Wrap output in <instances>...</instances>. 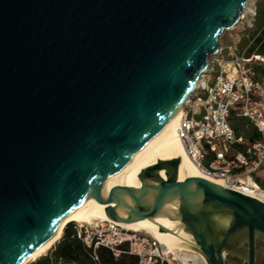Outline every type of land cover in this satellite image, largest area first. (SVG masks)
<instances>
[{
  "label": "water",
  "instance_id": "1",
  "mask_svg": "<svg viewBox=\"0 0 264 264\" xmlns=\"http://www.w3.org/2000/svg\"><path fill=\"white\" fill-rule=\"evenodd\" d=\"M246 3L0 0V264L22 263L106 191L184 106ZM179 162L143 169L138 190L109 189L106 216L177 221L206 264L264 261V202L180 182Z\"/></svg>",
  "mask_w": 264,
  "mask_h": 264
},
{
  "label": "built area",
  "instance_id": "2",
  "mask_svg": "<svg viewBox=\"0 0 264 264\" xmlns=\"http://www.w3.org/2000/svg\"><path fill=\"white\" fill-rule=\"evenodd\" d=\"M256 17V7H247L227 41L220 39L218 52L201 76L202 83L182 108L178 126V136L197 168L240 193L264 191L253 178L264 166V75L261 79L256 76V69L264 68V57L248 56L251 46L238 50L243 33L254 27ZM239 27L242 31H237ZM233 120L245 121L254 138L238 136ZM72 224L88 248L107 249L116 258L132 256L136 264H171L167 255L159 253L156 241L118 223ZM44 256L50 258L51 254L48 251Z\"/></svg>",
  "mask_w": 264,
  "mask_h": 264
},
{
  "label": "bare ground",
  "instance_id": "3",
  "mask_svg": "<svg viewBox=\"0 0 264 264\" xmlns=\"http://www.w3.org/2000/svg\"><path fill=\"white\" fill-rule=\"evenodd\" d=\"M201 78L197 80V84L192 88V91L202 83ZM182 108L180 107L168 119L157 134L154 135L126 166L110 178L107 182L106 191L102 193L96 192L88 197L80 208L65 220V223L60 225L49 238L34 249L20 264H29V262H35L43 257L60 240L64 228L70 222L75 224H94L110 221L105 214V208L115 202L116 198L108 194L109 189L113 187H124L138 190L141 186L138 180L139 173L143 169L155 165L157 161L179 159L178 180L180 182L187 178L198 177L225 187L222 180L202 173L187 155L185 147L178 136ZM161 175L163 176L164 172H161ZM250 183L253 184V182ZM242 194L264 202V191H253ZM172 207L173 205L168 206L169 209H172ZM119 225L124 229L136 233L144 232L157 242L158 246L162 248L164 255L174 256V260H179L181 264H191L193 262L192 258L194 257L199 258L206 264L203 257L194 249L192 236L180 228L177 221H172L162 215H158L153 218ZM161 228L163 231L160 230Z\"/></svg>",
  "mask_w": 264,
  "mask_h": 264
},
{
  "label": "trees",
  "instance_id": "4",
  "mask_svg": "<svg viewBox=\"0 0 264 264\" xmlns=\"http://www.w3.org/2000/svg\"><path fill=\"white\" fill-rule=\"evenodd\" d=\"M257 17L255 20L258 34L254 37L251 47L248 51V56L255 54L264 57V0L256 3ZM264 75V68L256 69L257 79H261ZM234 130L238 136H243L246 139L252 140L254 138L253 130L246 127L243 121H232ZM257 185H262L258 180ZM263 186V185H262ZM260 186V187H262ZM73 224H68L64 230L60 240L49 250L51 257L43 256L35 262L29 264H55L60 261L61 264H136L137 259L132 256L121 255L114 257V255L107 249L99 247L93 250L88 248L78 239ZM96 258V260H95Z\"/></svg>",
  "mask_w": 264,
  "mask_h": 264
},
{
  "label": "rangeland",
  "instance_id": "5",
  "mask_svg": "<svg viewBox=\"0 0 264 264\" xmlns=\"http://www.w3.org/2000/svg\"><path fill=\"white\" fill-rule=\"evenodd\" d=\"M258 1H261V0H248L247 1V4H246V7H245V11H246V8H252V7H256V3ZM244 11V12H245ZM244 15V13H243ZM256 23H254V27L251 28V29H247L244 33H243V36L241 38V43L239 44L238 46V50L241 51V50H244L246 49L247 47L249 48L251 46V41L254 39V37L258 34V29L256 28ZM237 31H242V28L239 27V28H236ZM258 31V32H257ZM229 32H225L222 36V42H225L227 41V36H228ZM229 44V43H228ZM245 122V121H243ZM264 175V166L262 167V169L258 172V174H255L253 176V178H258V177H263ZM256 182V181H255ZM262 186V185H260ZM262 189L264 190V185L262 186ZM70 223H73V222H70ZM68 223V224H70ZM67 224V225H68ZM75 224V223H74ZM66 225V226H67ZM141 236H146L150 239H152L150 236H148L147 234H145L144 232H138ZM158 246V245H157ZM263 246V243L261 241H258L257 242V247L260 249L261 247ZM158 250H159V253L163 255V251H162V248L160 246H158ZM164 256V255H163ZM167 257L168 261L171 263V264H181L179 260H174V256L172 255H167L165 256ZM193 259V264H204L199 258L197 257H194L192 258ZM29 263H32V262H29ZM191 263V264H192ZM226 264H246V261L242 258H238V257H228L226 259ZM257 264H264V261H262L261 259L257 261Z\"/></svg>",
  "mask_w": 264,
  "mask_h": 264
},
{
  "label": "crops",
  "instance_id": "6",
  "mask_svg": "<svg viewBox=\"0 0 264 264\" xmlns=\"http://www.w3.org/2000/svg\"><path fill=\"white\" fill-rule=\"evenodd\" d=\"M257 174H258V173H257ZM254 180H255V181L258 180V182H260L262 185H264V175H263V177H261V178L258 177V178H255ZM52 251H53V250H52ZM52 251H49V254H51Z\"/></svg>",
  "mask_w": 264,
  "mask_h": 264
},
{
  "label": "flooded vegetation",
  "instance_id": "7",
  "mask_svg": "<svg viewBox=\"0 0 264 264\" xmlns=\"http://www.w3.org/2000/svg\"><path fill=\"white\" fill-rule=\"evenodd\" d=\"M258 260H260V258H257V259H256V264H257V261H258Z\"/></svg>",
  "mask_w": 264,
  "mask_h": 264
}]
</instances>
